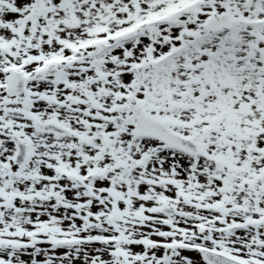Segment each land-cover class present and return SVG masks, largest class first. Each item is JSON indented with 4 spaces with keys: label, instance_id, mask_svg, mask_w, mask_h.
<instances>
[{
    "label": "snow or ice",
    "instance_id": "1",
    "mask_svg": "<svg viewBox=\"0 0 264 264\" xmlns=\"http://www.w3.org/2000/svg\"><path fill=\"white\" fill-rule=\"evenodd\" d=\"M0 264H264V0H0Z\"/></svg>",
    "mask_w": 264,
    "mask_h": 264
}]
</instances>
